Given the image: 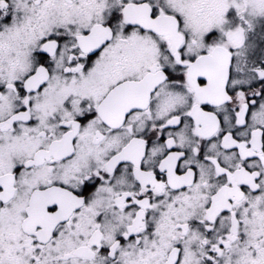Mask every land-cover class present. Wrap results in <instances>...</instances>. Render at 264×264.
<instances>
[{"label": "snow or ice", "instance_id": "6c2138e0", "mask_svg": "<svg viewBox=\"0 0 264 264\" xmlns=\"http://www.w3.org/2000/svg\"><path fill=\"white\" fill-rule=\"evenodd\" d=\"M0 264H264V0H0Z\"/></svg>", "mask_w": 264, "mask_h": 264}]
</instances>
